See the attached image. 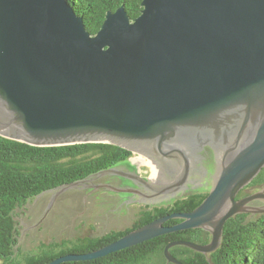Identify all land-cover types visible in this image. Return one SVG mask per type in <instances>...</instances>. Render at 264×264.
Returning <instances> with one entry per match:
<instances>
[{"label":"water","instance_id":"obj_1","mask_svg":"<svg viewBox=\"0 0 264 264\" xmlns=\"http://www.w3.org/2000/svg\"><path fill=\"white\" fill-rule=\"evenodd\" d=\"M142 6L135 18L124 4L108 10L92 34L70 0H0V135L36 146L108 142L159 168L158 176L155 169L140 177L143 162L134 158V171L111 167L48 190L55 193L34 225L15 217L19 240L71 187L133 192L127 203L150 204L211 188L192 211L158 217L97 251L50 264L105 256L176 230L209 231V244L166 246L168 261L182 264L172 246L216 251L228 219L264 213V187L238 198L264 167V0ZM120 173L138 188L92 183ZM171 218L183 221L166 227Z\"/></svg>","mask_w":264,"mask_h":264},{"label":"trees","instance_id":"obj_2","mask_svg":"<svg viewBox=\"0 0 264 264\" xmlns=\"http://www.w3.org/2000/svg\"><path fill=\"white\" fill-rule=\"evenodd\" d=\"M143 0H70L84 18L87 29L96 34L108 10L121 5L131 18L142 12ZM133 152L108 142H87L57 146H36L0 135V264H50L57 258L73 254L87 255L118 240L124 234L158 217L194 210L207 197V192L192 193L168 205L144 210L131 226L112 230L102 236H87L58 250L43 251L20 261L16 258L19 230L15 211L45 191L82 180L101 170L128 163ZM264 187V167L238 194ZM182 218H171L166 227H174ZM212 234L202 228L176 230L146 240L135 246L92 259L62 261L59 264H176L168 261L165 248L172 242L209 244ZM182 264H264V213H240L225 223L220 247L211 258L184 244L170 248Z\"/></svg>","mask_w":264,"mask_h":264},{"label":"rangeland","instance_id":"obj_3","mask_svg":"<svg viewBox=\"0 0 264 264\" xmlns=\"http://www.w3.org/2000/svg\"><path fill=\"white\" fill-rule=\"evenodd\" d=\"M134 158L143 162V164L138 166L140 177H150L155 169L156 176H158L159 168L145 155L138 152H133V155L129 159L130 161L127 163L128 167L124 166L127 170H135L133 166H136V163L132 162ZM119 175L120 174H105L93 179L92 183H104L111 187L119 188H138V185L130 178V185L122 184V181L118 177ZM95 188L96 187H85L79 189L71 187L58 194L43 219L34 227L24 231V238L19 240L16 258L23 261L28 256L43 251L58 250L64 245L79 242L80 239L87 236L97 237L112 230L125 229L131 226L144 210L151 209L154 206L168 205L178 198L187 197L196 192H207L211 189H188L170 199L150 204L145 202L127 203L126 200H131L129 196L133 195V192L112 190L106 187ZM260 189L261 188H252L249 191L251 194ZM54 193L55 191L44 192L37 199L36 197L31 199L29 201L30 205H32L33 201L36 199L33 206L18 208L15 211V217L21 218L27 225H34L44 214ZM85 196L86 207L84 202ZM16 221L20 234L19 237H21L19 229L20 220L16 219ZM211 253L212 252H208L207 256L212 259Z\"/></svg>","mask_w":264,"mask_h":264},{"label":"flooded vegetation","instance_id":"obj_4","mask_svg":"<svg viewBox=\"0 0 264 264\" xmlns=\"http://www.w3.org/2000/svg\"><path fill=\"white\" fill-rule=\"evenodd\" d=\"M126 166V167H128V165H127V163H122V164H120V165H118V167H120V166ZM117 167V166H116ZM131 170V169H130ZM121 175H119L118 177L120 178V180L122 181V184H124V185H130L131 184V180H129V178H127V177H125V175L124 174H122V173H120ZM91 177H93V175H91ZM262 188V187H261Z\"/></svg>","mask_w":264,"mask_h":264}]
</instances>
